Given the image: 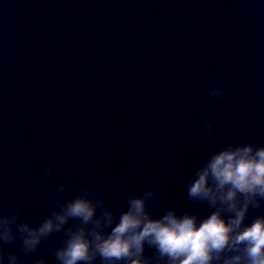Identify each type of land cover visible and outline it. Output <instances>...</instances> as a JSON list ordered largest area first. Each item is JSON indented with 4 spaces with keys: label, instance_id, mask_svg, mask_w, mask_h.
I'll use <instances>...</instances> for the list:
<instances>
[{
    "label": "water",
    "instance_id": "95a60500",
    "mask_svg": "<svg viewBox=\"0 0 264 264\" xmlns=\"http://www.w3.org/2000/svg\"><path fill=\"white\" fill-rule=\"evenodd\" d=\"M237 144L264 146L260 0H0V215L36 227L86 190L97 216L118 218L151 189L153 218H203L213 209L189 198V179ZM257 215L264 201L246 222ZM64 239L0 249L57 264ZM144 257L158 260L147 244Z\"/></svg>",
    "mask_w": 264,
    "mask_h": 264
},
{
    "label": "clouds",
    "instance_id": "9594fccd",
    "mask_svg": "<svg viewBox=\"0 0 264 264\" xmlns=\"http://www.w3.org/2000/svg\"><path fill=\"white\" fill-rule=\"evenodd\" d=\"M224 91L210 88L208 94L220 97ZM66 183L57 191L64 192ZM187 192L190 199L207 202L213 210L199 218L168 209L153 218L146 210L154 196L149 189L130 197L118 218L107 208L97 216L103 201L89 198L85 190L59 204V210L54 207L36 227L18 222L16 211L0 215V244L19 237L27 256L52 233L65 232L62 246L50 250L57 264H96L97 257L101 264H264V215L246 222L250 207L259 208L264 201V146L228 145L212 153L189 179ZM69 219L80 224L65 229ZM145 244L155 249L158 260L144 257ZM0 264L20 261L15 253L5 258L0 249ZM35 264L46 261L38 259Z\"/></svg>",
    "mask_w": 264,
    "mask_h": 264
}]
</instances>
